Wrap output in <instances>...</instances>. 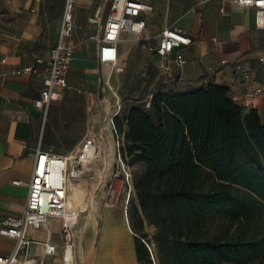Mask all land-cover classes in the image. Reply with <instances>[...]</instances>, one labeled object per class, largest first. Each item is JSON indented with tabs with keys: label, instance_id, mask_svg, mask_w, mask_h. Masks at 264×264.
<instances>
[{
	"label": "crops",
	"instance_id": "0c3cea01",
	"mask_svg": "<svg viewBox=\"0 0 264 264\" xmlns=\"http://www.w3.org/2000/svg\"><path fill=\"white\" fill-rule=\"evenodd\" d=\"M147 2L153 10L143 15L147 22L143 35L123 34L117 65L108 68L100 61L96 37L103 32L109 3L74 0L73 33L63 40L73 49L67 72L70 87L63 90L60 100L39 110L34 101L46 81L45 65H40V72L33 75H16L15 70L34 64L38 56L48 58L60 39L66 1L0 0V218L23 212L37 149L66 155L77 150L89 133H102L104 159L110 169L113 167L115 150L108 115L113 101L120 97L110 88V82L121 91L127 79L128 87H132L136 75L149 76L157 68L163 93H185L217 84L227 87L228 96L240 106L248 90L262 88V93L244 110L255 108L264 118V18L259 9L232 0ZM94 17L99 21L92 23L89 19ZM170 26L184 29L193 38V43L183 49L187 59L184 74L191 84L168 81L161 69L164 59L155 49L159 33ZM177 72L173 65L172 74ZM142 102L125 99L126 115L132 106ZM126 131L127 124L123 122V133ZM111 145L113 157L109 159ZM125 223L134 234L129 221ZM61 226L60 218H51L48 226L30 229L29 235L39 240L50 235L60 245ZM14 245V239L0 234V254L12 252ZM29 256L46 263L54 261L43 254L38 244L29 247Z\"/></svg>",
	"mask_w": 264,
	"mask_h": 264
},
{
	"label": "trees",
	"instance_id": "16d2710c",
	"mask_svg": "<svg viewBox=\"0 0 264 264\" xmlns=\"http://www.w3.org/2000/svg\"><path fill=\"white\" fill-rule=\"evenodd\" d=\"M211 84L185 93L153 94L151 106L130 108L124 122L123 156L145 171L133 180L139 206L130 225L139 262L152 264H264V118ZM151 112L156 115V120ZM123 132V122L116 117ZM242 161L255 171L246 184ZM214 176L206 192L197 188L204 173ZM235 185L247 187L239 201ZM207 208L224 217L223 232L211 234ZM155 227L151 242L139 232Z\"/></svg>",
	"mask_w": 264,
	"mask_h": 264
},
{
	"label": "built area",
	"instance_id": "2783aa9c",
	"mask_svg": "<svg viewBox=\"0 0 264 264\" xmlns=\"http://www.w3.org/2000/svg\"><path fill=\"white\" fill-rule=\"evenodd\" d=\"M41 2L42 0H35ZM65 9L60 28V39L50 49L48 58L38 56L34 64H29L15 70L16 75H33L40 72L39 66L45 65V84L38 98L34 101L35 108L43 110L53 100H60L63 90L69 88L67 72L73 58L72 46L63 43L65 38L71 37L74 29L73 5L74 0H65ZM109 3L108 13L103 32L97 36L100 43L99 58L101 63L114 68L119 58V44L123 34L136 37L143 35L147 22L144 14L153 10L147 0H107ZM245 6L257 8L264 18V0H232ZM92 23L99 21L98 18H90ZM158 45L155 52L164 59L161 69L167 76L168 81L178 83L187 82L184 67L187 59L183 49L193 43V38L182 28L170 26L159 33ZM178 70L176 75L172 74V66ZM262 88L248 90L242 99V106L249 107L252 99L262 93ZM153 93L150 94L146 107L151 106ZM123 105L120 98L115 101L114 109L108 117V124L113 136L115 157L118 167L121 169L124 181L129 190V197L125 209V218H128V202L133 188V180L128 166L124 161L123 148L125 147L124 133L121 132L116 123V117L120 116ZM100 134L94 136L88 134L82 141L80 147L66 155L49 153L41 149L35 152L34 166L31 174V182L27 201L20 215H6L0 218V234L15 240L14 249L7 254H0V264H78V244L76 235V224L80 211H71L67 201L70 184L80 179L86 171L92 168L93 161L89 159V153L94 151L98 155V144ZM118 178L119 172H115ZM19 183V181H15ZM113 187L111 194H116ZM51 218H60L61 244L55 242L50 235L45 240L31 238L30 229L46 227ZM133 232V230L131 229ZM135 234V232H133ZM146 245L150 248L147 242ZM38 244L45 256L53 258L54 261L46 263L29 256V247ZM152 264H158L152 255Z\"/></svg>",
	"mask_w": 264,
	"mask_h": 264
},
{
	"label": "rangeland",
	"instance_id": "374dc122",
	"mask_svg": "<svg viewBox=\"0 0 264 264\" xmlns=\"http://www.w3.org/2000/svg\"><path fill=\"white\" fill-rule=\"evenodd\" d=\"M151 39V37H149ZM149 39L147 40V42ZM133 55L130 60H132ZM111 73V70H108ZM159 72L157 68H153L151 74L149 76L136 75V78L133 79V86L128 87V79L123 86V90H119L112 86L111 82L109 83L110 88L118 93L122 105L123 101L127 98L130 100H138L142 99V104H145L151 93H155L160 90V85L158 82ZM128 89V90H127ZM110 90V89H109ZM112 91V90H110ZM115 97V95H114ZM115 100L112 103V108L110 109V113H112L114 109ZM127 107L122 108L119 119L121 122H124L127 113ZM153 118L156 120V115L154 112H151ZM109 117V115H108ZM90 134V133H89ZM124 158V157H123ZM131 158L127 156L124 158L126 165L128 166V170L131 173L132 180L135 177L141 175L145 171V166L140 163L131 164ZM246 163L242 161V177L244 183L251 184L253 186L256 185L255 180V171L250 167L245 165ZM97 170H105V166L102 163H98L95 166ZM115 172H119L118 178H115ZM88 173V174H87ZM106 177L104 182H98L96 170L86 171L82 178H87L89 190H87L88 196L94 198L95 206L91 207V200L88 198L85 200L86 205L80 208V215L78 222L76 224V235H77V244H78V264H83L80 253L79 246H81V232L82 228L88 221V215L92 211L93 213L98 214V222H97V231L94 242V252H89V256L93 253L89 259L87 260V264H147L146 262H139L136 256V242H135V234H132L126 226V218H125V209L127 200L129 197V190L124 181V176L121 169L118 167L117 161L113 164V167L109 169L106 168ZM214 180V176L210 170H207L202 178L199 180L197 188L200 192H206L210 189L211 184ZM90 182V185H89ZM98 183V184H97ZM116 188V194L113 196L111 194L112 188ZM237 188L236 195L241 202H245V192L251 193L254 197L256 195L251 192L247 187L241 185H235ZM134 188V184H133ZM96 193V194H95ZM79 195V201L84 200L86 194ZM91 195V196H90ZM73 198V197H72ZM139 206V202L135 195L134 190L130 195V199L128 202V218H132V212L134 205ZM90 206V207H89ZM208 215V225L211 234H218L223 232L225 228L224 217L223 215L215 209L207 208ZM130 223V220H129ZM131 226V225H130ZM132 229V227H131ZM133 230V229H132ZM133 232H135L133 230ZM155 232V227L150 223L146 222L144 229L139 233L145 236V240H149L151 242V248L154 247V243L152 242V236ZM146 242V241H145ZM146 245V244H145ZM152 259V256L150 255ZM156 259V257H155ZM157 263L159 261L156 259Z\"/></svg>",
	"mask_w": 264,
	"mask_h": 264
},
{
	"label": "bare ground",
	"instance_id": "6f19581e",
	"mask_svg": "<svg viewBox=\"0 0 264 264\" xmlns=\"http://www.w3.org/2000/svg\"><path fill=\"white\" fill-rule=\"evenodd\" d=\"M104 128L107 129V125H103V129ZM90 135L94 136V134H90ZM103 140H104V135L101 133L100 134V142L98 144L99 146H98V150H97V152H98L97 157L94 155L95 154L94 151L89 153V159L93 161L92 168L90 170H96L98 182H101V183L104 182V179L106 177V174H104V173L106 172V168L108 167V163H106V161L104 159L105 149H104V145H103ZM114 156H115V154H114ZM112 157H113V146L111 145L110 151L108 152V155H107V158L112 159ZM115 160H116V157H115ZM99 162L105 166L104 171L101 169L100 170L95 169V166ZM108 168L110 169V167H108ZM86 180H87V178L81 177L80 179H78V180H76L70 184L69 193L67 194V201H68V205H69V208L71 211L77 210V209L80 211V208L82 206L86 205L85 200H87L88 198L90 199V197L88 196L87 193H86V197L84 200L79 201L78 198H74L77 196L79 197V195H83V193H85L86 188H87ZM89 185H90V182H89ZM87 190H89V187ZM90 200H91L90 206L94 207L95 206L94 198L91 197ZM87 218H88V221L86 222V224L82 228L83 231L81 232V235H80L81 246H79V249H80L79 253L81 255V260L85 264H86V261L89 259V257L93 254V253H91L89 256V252H94V242H95L96 231H97V222H98L97 213H93L91 211Z\"/></svg>",
	"mask_w": 264,
	"mask_h": 264
},
{
	"label": "water",
	"instance_id": "95a60500",
	"mask_svg": "<svg viewBox=\"0 0 264 264\" xmlns=\"http://www.w3.org/2000/svg\"><path fill=\"white\" fill-rule=\"evenodd\" d=\"M136 237L140 238L139 236L135 235ZM142 241L145 243V241L142 239ZM150 253H151V248H150Z\"/></svg>",
	"mask_w": 264,
	"mask_h": 264
}]
</instances>
